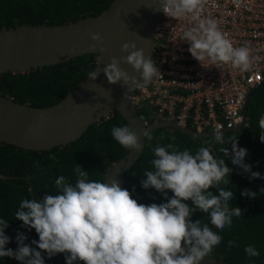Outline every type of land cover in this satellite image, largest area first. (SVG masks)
<instances>
[{
	"label": "clouds",
	"instance_id": "9594fccd",
	"mask_svg": "<svg viewBox=\"0 0 264 264\" xmlns=\"http://www.w3.org/2000/svg\"><path fill=\"white\" fill-rule=\"evenodd\" d=\"M205 2L161 0L160 9L169 17L193 21L183 30L181 39L188 42V52L202 66L207 63L220 68L221 64H230L240 71L249 69L254 61L260 60L257 51L247 41L234 43L215 19L203 16ZM90 35L92 40L102 41L98 33ZM122 51L128 55L120 59L111 57L102 71L109 83L127 88L125 97L133 89L146 88L162 76L155 60L145 56L144 50L137 48L134 42L124 43ZM121 60L130 64L138 76L122 69ZM100 71L95 67L87 77L95 80ZM259 126L264 130V115L259 119ZM222 128L217 125L212 130L214 139L222 141L220 149L228 152L229 146L224 142L230 141L231 162L250 173V178L264 179V173L252 170V165L245 162L248 149L238 146V135L225 137ZM147 129L137 132L124 124L114 126L111 134L123 147L141 152L140 137L148 141L153 138ZM259 139L264 142V133L259 134ZM212 147V141H206L194 153L188 148L180 150L173 143L157 144L153 148L154 156L150 161L153 168L145 170V178L140 183L142 188H154L166 198V202L159 204L138 203L118 180H91L89 171L76 164L75 183L60 175L55 180V194L20 201L15 219L23 222L22 227L35 229L39 237L33 239L31 245L25 243L26 234L18 231L17 248L6 247L11 239L5 232L9 224L0 217V257H12L21 264H45L40 251L43 250L48 258L65 253L66 264L77 261L84 264H198L214 244L221 242L222 236L216 229L231 226L232 218L241 217L242 213L239 206L230 203L234 191L218 183L230 171V164L219 153L214 155ZM209 185L217 191L213 192ZM167 190L173 195L169 196ZM241 195L254 199L257 192L245 187ZM197 209L206 210L216 228L201 222L199 216L192 218L191 213ZM228 244L231 246L233 241ZM245 253L249 257L260 255L252 244L245 246Z\"/></svg>",
	"mask_w": 264,
	"mask_h": 264
},
{
	"label": "trees",
	"instance_id": "16d2710c",
	"mask_svg": "<svg viewBox=\"0 0 264 264\" xmlns=\"http://www.w3.org/2000/svg\"><path fill=\"white\" fill-rule=\"evenodd\" d=\"M113 0H0V30L21 24H63L80 18L100 14ZM97 53L83 54L52 65H44L26 71H8L0 73V94L14 100L44 107L55 104L75 88L96 66ZM143 117L147 110H139ZM249 124L241 129L224 132V136L238 135V146L248 149L245 162L252 165V170L264 173V142L259 139V119L264 115V83L252 95L247 110ZM128 124L125 117L114 109L112 114L97 123L91 124L83 135L67 144L49 149H29L0 140V217L8 220L7 235L11 237L6 247L17 248L15 236L18 231L27 236L26 244L39 239L35 229L22 227L23 222L15 219V211L22 199H41L43 195L55 194V180L64 175L75 183L76 164L89 171L91 180L105 179L106 169L123 157L129 149L117 142L111 134L114 126ZM189 125V124H188ZM152 140H146L141 156L125 173V188L138 203L150 204L166 202L154 188L144 189L140 181L145 177V170H152L153 148L157 145L173 143L180 150L190 149L193 153L206 142L205 139L190 135L173 127H161L151 131ZM176 139L173 141L171 137ZM212 141L217 153L230 164V171L218 183L232 189L235 193L230 203L242 209L241 217L234 216L231 226L216 229L222 240L214 244L206 255L224 261L226 264H264V179L250 178L230 160V141L224 143L229 151L220 149L222 141L212 135L205 137ZM213 151V149H211ZM214 154V153H213ZM54 156L55 159L50 157ZM2 174L9 177H4ZM33 186V193L31 192ZM135 186V191H132ZM213 192L217 189L209 185ZM249 188L257 192L254 199L241 195V189ZM172 196L171 190H167ZM191 203V201H188ZM200 217L201 222H208L209 213L203 209L191 213L192 218ZM228 241H233L229 246ZM183 244V241H182ZM254 245L259 256L249 257L245 246ZM37 247L36 245H32ZM39 250V249H38ZM45 264H66L65 253L48 258L43 250ZM0 264H21L12 257H0ZM76 264H84L77 261ZM199 264V263H198Z\"/></svg>",
	"mask_w": 264,
	"mask_h": 264
},
{
	"label": "water",
	"instance_id": "95a60500",
	"mask_svg": "<svg viewBox=\"0 0 264 264\" xmlns=\"http://www.w3.org/2000/svg\"><path fill=\"white\" fill-rule=\"evenodd\" d=\"M160 8L161 0H113L100 14L76 21L21 24L1 29L0 73L26 71L89 53H97L95 67L101 71L95 80L86 76L59 102L44 107L0 94V140L29 149H49L80 138L91 124L101 121L117 109L137 132L144 128L153 131L173 127L209 141L205 137L212 135L213 131H197L174 121L145 125L132 99L134 89L125 97L127 88L119 83H109L102 71L111 62V57L120 59L128 55L122 51V45L126 42H134L137 48L144 50L145 56H151L155 46L156 24L163 12ZM90 33H98L102 41L92 40ZM120 67L130 75L138 76L133 67L123 60ZM263 83L264 80L249 91L243 106V122L222 132L238 130L245 125L250 99ZM140 143L143 145L141 152L129 149L106 169L105 178L109 182L116 179L125 188V173L144 150L146 139L143 136ZM212 149L216 155L217 150ZM198 263L226 264L206 254Z\"/></svg>",
	"mask_w": 264,
	"mask_h": 264
},
{
	"label": "built area",
	"instance_id": "2783aa9c",
	"mask_svg": "<svg viewBox=\"0 0 264 264\" xmlns=\"http://www.w3.org/2000/svg\"><path fill=\"white\" fill-rule=\"evenodd\" d=\"M202 15L215 19L234 43L247 41L260 60L245 71L230 64L217 68L206 63L204 67L188 52V42L181 39L193 21L163 12L151 54L162 76L132 95L138 111L147 110L142 117L146 125L164 120L212 131L217 125L223 130L243 122L249 91L264 80V0H206Z\"/></svg>",
	"mask_w": 264,
	"mask_h": 264
}]
</instances>
